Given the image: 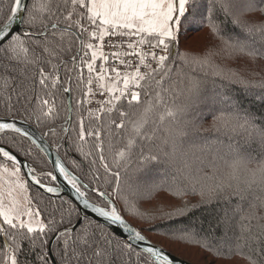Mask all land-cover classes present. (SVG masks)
<instances>
[{"label": "snow or ice", "instance_id": "snow-or-ice-1", "mask_svg": "<svg viewBox=\"0 0 264 264\" xmlns=\"http://www.w3.org/2000/svg\"><path fill=\"white\" fill-rule=\"evenodd\" d=\"M191 24H206L218 45L196 55L181 53V31ZM107 37L126 38L119 43L108 41V46L116 49L126 45V50L110 54L123 65L124 72L116 66L106 67L110 56L102 49ZM74 44L73 70H78L86 89L78 105L91 103L97 94L93 83L105 97L95 114L89 112L100 126L86 129L81 117L78 136L81 141L86 136L94 138L100 162L115 177L116 185L110 200L97 190L99 203H93L85 191L88 185L56 161L55 171L75 193L78 203L54 205L45 223L30 192L32 186H38L46 193L59 194V186H49L43 179L49 177L54 182L58 177L52 171L36 175L39 170L29 168L33 175L30 182L26 181L20 175L22 165L16 153L0 146V264H21L25 242L30 252L41 248V264H171L162 250L151 245L139 249L131 243L143 242L145 237L125 222L117 204L123 203L125 211L130 203L135 206L141 187L176 197L190 192L209 202L228 193L239 198L238 211L244 210L245 199L253 193L256 203H250L253 211L241 217L247 222L241 224L235 241L227 234L231 225L227 215L221 221L225 231L220 237L196 239L190 231H180L181 239L194 240L212 255L213 262L239 257L246 264H258L242 251L238 241L254 240L259 245L264 237V225L257 223L253 234L251 223L261 219L256 213L264 209V154H259L264 153V115L245 107L249 90L254 88L262 91L251 95L264 104V80L257 83L245 78V74L255 75V68L228 65L241 58L251 65L264 59V0H55V7L53 0H10L0 20V67L7 71L11 66L17 72L21 78L18 86L22 87L19 95L31 92L30 99L39 105L38 121L56 111L48 89L61 83L58 69L67 64L62 58L52 64L51 58L60 56L65 45L71 51ZM97 59L102 61L99 71ZM45 63L51 65V71L45 70ZM85 67L89 74L86 82ZM218 80L239 83L244 94L234 95L222 84L217 87ZM0 82L7 89L12 80L2 75ZM37 83L44 95L36 94ZM63 91L70 93L71 87ZM104 114L109 117L107 125ZM209 119L210 129L226 136V142L219 136L199 135ZM6 130L38 143L27 129L14 123H0V132ZM105 131L107 149L113 154L111 166L104 155ZM133 157L138 161L140 177L135 186L125 181L127 188L122 189L121 170H127ZM188 211L185 204L162 218L172 219ZM89 213L105 223L93 227ZM109 225L120 226L128 233L127 238L114 245L108 235Z\"/></svg>", "mask_w": 264, "mask_h": 264}, {"label": "trees", "instance_id": "trees-1", "mask_svg": "<svg viewBox=\"0 0 264 264\" xmlns=\"http://www.w3.org/2000/svg\"><path fill=\"white\" fill-rule=\"evenodd\" d=\"M10 0H0V20L4 19V14L8 10ZM53 7H55V0H53ZM24 27V26H23ZM86 38V37H85ZM93 43H96L95 41ZM219 41L216 40L211 34L209 28L205 25L191 24L186 25L182 31L179 42V51L181 53H187L189 55H196L203 53L207 48L218 45ZM66 50L60 54V56L52 59V64H58L62 58L67 61L66 65H62L58 69V75L61 83L57 84L55 88H49L48 91L51 95L48 97L55 104L56 111L50 117H43L38 121L36 116L39 115V105L36 100L30 99L31 92H28L24 96H20L19 93L22 87L20 84V77L17 72L9 66L6 71L3 67H0V76L7 75L12 80L11 86L7 89L3 88L2 82H0V118L2 119H19L36 126L38 131L43 135L48 144L56 151L60 159L66 166V168L75 175L82 183L88 185V189L85 191L88 193L93 203H99L97 198V190L99 192L106 193L108 200L111 199L109 194L112 193L113 187L116 185L115 177L109 175L102 163L100 162V153L96 149V141L92 137L85 138L81 141L78 136L79 124L78 121L81 117L84 118V126L86 129L92 127H99V121L93 116H89L90 111L84 104L82 107L78 105L77 101L83 99V92L86 90L84 84L80 83L78 70H73V64L71 57L76 53V45L74 44L71 51ZM175 53V49L172 50ZM83 55V52L80 53ZM90 57V53L88 54ZM45 59H50L45 57ZM3 63H8L3 61ZM101 60L97 59V71H99V65ZM247 65L248 67L255 68V75L245 74V78L255 82L264 80V71L260 69L264 68V59L256 61L255 65H251L247 60L241 58L237 62L229 63V67L239 68ZM44 68L46 71H51V65L45 63ZM88 72L86 67L83 68V79L86 82L88 78ZM16 77L15 79H12ZM71 78V79H69ZM223 85L225 88L231 89L234 95H243L242 85L239 83L229 84L227 81H217L216 86ZM71 87V103H72V115L70 122L68 121V106L66 102V94L63 91L64 87ZM213 85H208L211 88ZM15 88V92L12 89ZM262 91L259 88L249 90L248 100L245 101V107L251 108L253 112L259 115H264V104H261L258 97H253L251 93ZM37 95H44L41 92L40 86L37 83L36 87ZM116 116V113H113ZM104 123H109V117L104 114ZM211 120L205 121L199 130V135L202 137L215 138L220 137L221 140L227 141V137L212 131L210 129ZM66 129V131H65ZM105 137V150L104 155L107 159V163L113 165V154L107 149V132L104 133ZM115 139V137L113 138ZM243 142V137L239 138ZM235 143V141H233ZM0 144L10 148L21 158L27 161L32 168H37L35 174L40 175L44 171H52L50 163L47 158L33 145L28 139L20 137L18 134L11 132H0ZM119 147V145H117ZM155 147V146H154ZM258 148V146H257ZM225 150H227L225 148ZM25 152L30 153L25 155ZM264 154V153H259ZM0 160H2L0 158ZM35 161V164H33ZM138 161L133 157L132 161L128 164L127 170H121V188L126 189L127 184L125 181L133 184L140 177V173L136 172ZM254 167V165H252ZM113 171L116 169L113 167ZM45 184L49 186L54 185L50 181L49 177H43ZM141 195L138 201L135 202V206L129 204L127 210H124L123 203L117 204L118 209H121L122 217L128 221L131 225L136 227L147 239L153 244L163 248L176 257L190 263V264H246L244 259L239 257H233L229 260H216L213 262L212 255L203 250L194 240H190L188 237L181 239L182 232L180 230H186L193 233L196 239H200L204 236L220 237L224 234L225 225L221 222L225 216L230 219L231 225L228 228V236L233 238L240 235L241 224L247 221L241 220L242 216H246L249 212L253 211L249 207L250 203H256L253 199V193H249L244 201V210L238 211L236 205L240 202L236 196H230L226 193L224 196L213 199L210 202L205 199L201 200L199 194H186L182 197H176L168 192L151 191L147 188L141 187ZM30 194L35 197L34 204L41 213V220L47 223L50 213L53 211V206H59L62 202L67 201L68 206L73 205L67 198L48 197L40 193L36 188L32 186ZM229 199L231 203H229ZM188 206L190 211L186 215L174 217L172 219L162 218L165 213L174 211L184 205ZM257 216L261 217L257 222L256 219L252 220L253 234L257 232V223L264 225V209L257 211ZM59 214H57V219ZM97 223L93 221V227ZM108 235L113 240V244L120 242L121 239L116 237L109 229ZM242 246V251L253 256L257 259L258 264H264V237H261L259 245L254 240H249L245 243L243 240L238 241ZM55 248V243L51 245ZM24 252L20 255L21 264H41L38 256L42 254L41 248L37 246L35 251L30 252L28 250V244H23ZM52 259H56L53 257ZM135 259V253H133V260ZM119 264V261H117Z\"/></svg>", "mask_w": 264, "mask_h": 264}, {"label": "water", "instance_id": "water-1", "mask_svg": "<svg viewBox=\"0 0 264 264\" xmlns=\"http://www.w3.org/2000/svg\"><path fill=\"white\" fill-rule=\"evenodd\" d=\"M21 27H23V25H21ZM65 94H66V102H67V106H68V121H70L71 120V115H72L71 94L70 93H65ZM0 123H14L17 127L27 129L28 132H30L32 134L33 138L38 141L37 144H33V145H35V147L47 158V160L50 163V166L52 168L53 174L58 177V179L53 182L54 185H52V186H59L61 190H60L59 194H51V193L44 192L43 189H39L38 186H33V187L36 188L40 193H42L45 196H48V197H57V198H67L73 204L74 203H78L76 201L75 193L71 192L70 188L66 185L63 177H61L59 175V173L55 171V162L56 161H59L65 168H66V166L64 165V163L62 162V160L60 159V157L56 153V151L48 144V142L46 141L45 137L38 131L37 127L36 126H33L30 123L21 121L19 119H2V118H0ZM4 132L15 133V132H12L11 130H6ZM15 134H17V133H15ZM24 138L28 139L27 137H24ZM29 141L32 143L31 140H29ZM41 144H43V147L40 146ZM0 146H3L5 150H8L10 152H14L10 148H8V147H6V146H4L2 144H0ZM16 155H17L18 161L22 165L21 173H22L23 177L25 178L26 181H29L30 182V177L33 175V173L29 171V168H32L31 165L27 161H25L23 158H21L18 154H16ZM66 170L71 175H73L67 168H66ZM73 176H75V175H73ZM105 199L108 200L106 196H105ZM81 214L83 215V213H81ZM89 217H90V219H92L96 223H100V224H104L105 223L101 218L95 217L94 214L89 213ZM125 222L134 231H139L136 227H134L133 225H131L128 221L125 220ZM108 229L116 237H118L121 240L127 238V236H128V233H126L118 225H109L108 226ZM141 235H143V234L141 233ZM131 243L134 246H137L139 249H143L144 247H147V246L151 245V246L156 247L159 250H162V252L168 256L169 260L171 261V264H190V263H188V262H186V261H184V260L176 257L175 255L171 254L170 252L164 250L163 248H161V247L153 244L146 237H145V240L143 242L131 241Z\"/></svg>", "mask_w": 264, "mask_h": 264}, {"label": "built area", "instance_id": "built-area-1", "mask_svg": "<svg viewBox=\"0 0 264 264\" xmlns=\"http://www.w3.org/2000/svg\"><path fill=\"white\" fill-rule=\"evenodd\" d=\"M124 39H126V38H122V37H107L105 39V41H104L105 47L102 50L105 52V54H107L109 56L114 51H117V50H126V45L123 46V49H116V48H112V47L108 46V41L109 40H112L114 42L119 43L120 41H122ZM145 50H147V49L145 48ZM159 54H160V51L157 50V55H159ZM123 59H125V60H134L135 58L134 57H123ZM113 66L119 67V69H120L121 72H124L125 71L123 65H119L118 62L114 58H112L110 56V59H109L108 63L106 64V67L111 68ZM110 74L115 75L114 73H110ZM92 88H93L94 91H96L97 94L94 97L91 98V103H88V109L90 111L96 112V110L100 106V103L99 102L100 101H103L105 99V97L99 95L98 88L95 85H92Z\"/></svg>", "mask_w": 264, "mask_h": 264}, {"label": "rangeland", "instance_id": "rangeland-1", "mask_svg": "<svg viewBox=\"0 0 264 264\" xmlns=\"http://www.w3.org/2000/svg\"><path fill=\"white\" fill-rule=\"evenodd\" d=\"M110 75H112V74H110ZM112 76H114V75H112ZM93 85H95L96 86V84L95 83H93ZM98 91H99V89H98ZM87 107H88V104H85ZM20 175H21V177H23V175H22V173H20ZM24 178V177H23ZM41 219V218H40Z\"/></svg>", "mask_w": 264, "mask_h": 264}]
</instances>
